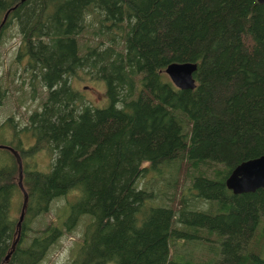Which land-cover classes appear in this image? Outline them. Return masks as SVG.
I'll return each mask as SVG.
<instances>
[{"label":"trees","instance_id":"trees-1","mask_svg":"<svg viewBox=\"0 0 264 264\" xmlns=\"http://www.w3.org/2000/svg\"><path fill=\"white\" fill-rule=\"evenodd\" d=\"M0 12L30 17L10 71L23 66L19 105L46 93L29 145L0 127L28 192L19 230V162L0 147V264H39L81 222L69 264H264V187L226 184L264 153V2L0 0ZM172 61L198 63L195 88L174 84ZM81 69L109 104L75 87ZM61 198L58 220L36 227Z\"/></svg>","mask_w":264,"mask_h":264},{"label":"rangeland","instance_id":"rangeland-1","mask_svg":"<svg viewBox=\"0 0 264 264\" xmlns=\"http://www.w3.org/2000/svg\"><path fill=\"white\" fill-rule=\"evenodd\" d=\"M29 18L26 15L18 16L12 12L7 14L0 12V127L9 125L8 131L5 134L11 137L14 132L21 133L23 142L28 138V134L25 133L28 131V115L34 109L41 106L42 99L46 94L43 91L36 98L28 99L24 104L19 105L20 91H18V88L21 82L20 74L23 66L20 65L18 67L16 75L10 73L16 67L14 59L17 53V47L26 31ZM98 38H101V36L97 34L93 36L90 32H87L81 37L82 41L90 39L92 43H95ZM73 82L75 87L82 91V94L90 103L100 107L109 104L110 97L107 93L106 83L102 80L92 78L88 70H79ZM32 141L33 139L31 138L25 144L29 145ZM46 163L47 157L42 155L39 159V164L43 166ZM65 202L66 198L55 201L50 211L44 218H41V222L36 221L35 226H42L51 219L58 220L57 217L61 213L60 209ZM82 232V222L71 230L65 229L58 236L56 242L51 245L47 254L39 264H69L74 258L75 245L80 239Z\"/></svg>","mask_w":264,"mask_h":264},{"label":"water","instance_id":"water-1","mask_svg":"<svg viewBox=\"0 0 264 264\" xmlns=\"http://www.w3.org/2000/svg\"><path fill=\"white\" fill-rule=\"evenodd\" d=\"M259 1L264 2V0ZM197 66L198 63L194 61H172L165 67V71L178 87L195 88L197 82L194 72ZM4 146L16 154L19 162V184L24 192L23 209L18 221L20 230L28 202V192L23 183V160L17 149L10 145L0 144V147ZM226 184L234 193L253 192L258 188L264 187V153L245 159L236 165L226 178ZM15 245L16 241L13 243V248ZM11 252L6 255V260L10 257Z\"/></svg>","mask_w":264,"mask_h":264}]
</instances>
